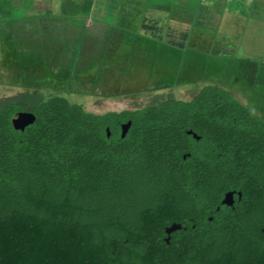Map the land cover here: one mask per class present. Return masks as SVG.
<instances>
[{
  "label": "trees",
  "instance_id": "16d2710c",
  "mask_svg": "<svg viewBox=\"0 0 264 264\" xmlns=\"http://www.w3.org/2000/svg\"><path fill=\"white\" fill-rule=\"evenodd\" d=\"M21 112L36 117L24 131ZM0 264H264V120L217 85L104 114L60 95L10 103Z\"/></svg>",
  "mask_w": 264,
  "mask_h": 264
},
{
  "label": "rangeland",
  "instance_id": "374dc122",
  "mask_svg": "<svg viewBox=\"0 0 264 264\" xmlns=\"http://www.w3.org/2000/svg\"><path fill=\"white\" fill-rule=\"evenodd\" d=\"M75 1L84 7L90 3ZM148 1L151 7L160 5L165 16L192 24L180 27L179 35L187 34L185 45L155 41V46L138 51L121 34H137L136 23L115 31L120 42L107 46L85 37L75 40L66 37L69 21L64 18L69 16L60 12L64 8L60 0H53L51 13L28 12L26 7L22 21L13 20L17 14L11 10L12 0H0V109L13 102L33 107L60 95L90 113L104 114L167 99L190 100L204 86L217 85L264 120V61L246 58L239 46L224 45L229 11L204 9L202 18L198 5L202 0ZM239 33L234 30L233 37Z\"/></svg>",
  "mask_w": 264,
  "mask_h": 264
},
{
  "label": "crops",
  "instance_id": "0c3cea01",
  "mask_svg": "<svg viewBox=\"0 0 264 264\" xmlns=\"http://www.w3.org/2000/svg\"><path fill=\"white\" fill-rule=\"evenodd\" d=\"M60 1L62 3L61 9L64 7L60 12L69 16L61 17L69 21L67 23L69 34L66 37L75 38V40L81 38V41L85 37L89 41H93L92 44L98 41L103 46H107L120 42V34L114 36L115 31L126 29L131 23H136L139 26L137 34L136 32L132 35L121 34L125 37L124 41L136 46L138 51L143 46H155V41L161 45L179 48L180 45H185L187 41V34L179 35L180 27L182 29L183 25L190 28L192 26L190 23L188 25L183 22L181 18L165 16L164 13L166 12L159 8L160 5L155 4L154 7H151L148 0H90L89 5L85 7L78 6L79 2L75 0ZM53 3V0H12L11 10L17 14L13 20L22 21L25 19L23 14L26 7L28 12L51 13L55 9ZM198 5L200 7L199 16L202 18L204 9L208 12L218 8L221 11L223 9L229 11L230 15L226 17L225 23L224 45L226 47L239 46L240 54L246 58L264 61V0H202ZM67 6L69 7L68 11ZM41 19L46 21L43 17ZM55 20L57 21V18H54ZM61 20L59 18V21ZM196 28H199V25ZM205 28L208 29V27ZM236 29H240L237 39L233 37ZM77 30L79 31L78 34L75 33ZM209 31L214 35V31ZM253 36H260V39L253 38Z\"/></svg>",
  "mask_w": 264,
  "mask_h": 264
},
{
  "label": "water",
  "instance_id": "95a60500",
  "mask_svg": "<svg viewBox=\"0 0 264 264\" xmlns=\"http://www.w3.org/2000/svg\"><path fill=\"white\" fill-rule=\"evenodd\" d=\"M35 120H36V117L33 113L21 112V113H18V115L13 119L12 123L16 130L24 131L25 128L33 124ZM130 127H131V122H128L127 124H124L122 126V137L123 138L127 135ZM188 134L193 135L194 138H196L197 140L200 139L199 137H197L196 134H193L192 131H189ZM108 136L109 137L111 136L109 129H108ZM234 196H235L234 192L226 194L222 203L224 205L232 206L235 202ZM180 229H182V226L180 224H173L171 227L167 228V234L171 235V233L177 230H180ZM167 242H169V238L167 239Z\"/></svg>",
  "mask_w": 264,
  "mask_h": 264
},
{
  "label": "flooded vegetation",
  "instance_id": "af4514ba",
  "mask_svg": "<svg viewBox=\"0 0 264 264\" xmlns=\"http://www.w3.org/2000/svg\"><path fill=\"white\" fill-rule=\"evenodd\" d=\"M234 204H235V202H234ZM234 204H233V205H234Z\"/></svg>",
  "mask_w": 264,
  "mask_h": 264
}]
</instances>
